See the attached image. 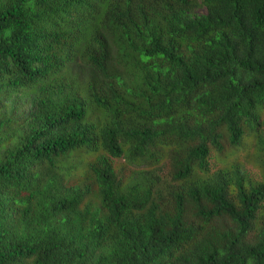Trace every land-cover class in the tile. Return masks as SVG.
Segmentation results:
<instances>
[{"label":"trees","instance_id":"1","mask_svg":"<svg viewBox=\"0 0 264 264\" xmlns=\"http://www.w3.org/2000/svg\"><path fill=\"white\" fill-rule=\"evenodd\" d=\"M0 264H264V0H0Z\"/></svg>","mask_w":264,"mask_h":264},{"label":"clouds","instance_id":"2","mask_svg":"<svg viewBox=\"0 0 264 264\" xmlns=\"http://www.w3.org/2000/svg\"><path fill=\"white\" fill-rule=\"evenodd\" d=\"M203 10L204 9H200V11H203ZM56 55L58 56V62L60 63L57 70H63L66 66H71L72 68L77 70L78 67L86 59L85 53H82L74 48L60 49L56 52Z\"/></svg>","mask_w":264,"mask_h":264},{"label":"rangeland","instance_id":"3","mask_svg":"<svg viewBox=\"0 0 264 264\" xmlns=\"http://www.w3.org/2000/svg\"><path fill=\"white\" fill-rule=\"evenodd\" d=\"M247 146L251 147L249 144H247ZM242 147H244L243 144L236 148V150H235L236 152L235 151L234 152L233 151H230V152L228 151L227 154H231L233 156H237V157L241 158L242 160H245L246 161L245 162L246 166H249V168L252 169L253 175L257 176L259 178L260 175H261V171L259 169L260 167H259L258 163L256 162V155H253V153H252L254 148L251 147L250 151H246ZM231 155H228V156L226 155L227 157L224 156V157H226L225 160L227 158H229Z\"/></svg>","mask_w":264,"mask_h":264}]
</instances>
